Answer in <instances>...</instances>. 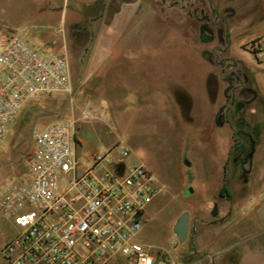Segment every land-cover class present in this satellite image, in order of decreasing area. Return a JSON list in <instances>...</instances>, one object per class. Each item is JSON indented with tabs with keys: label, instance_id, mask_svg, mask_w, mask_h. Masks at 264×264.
<instances>
[{
	"label": "rangeland",
	"instance_id": "374dc122",
	"mask_svg": "<svg viewBox=\"0 0 264 264\" xmlns=\"http://www.w3.org/2000/svg\"><path fill=\"white\" fill-rule=\"evenodd\" d=\"M0 30L64 51L71 69L69 90L29 100L0 141V193L25 179L33 131L74 119L78 154L123 141L124 162L144 164L161 187L137 241L171 254L190 246L173 235L174 216L227 207L223 186L241 201L234 228L264 238V0H0ZM16 231L0 211V264ZM239 239L202 242L219 256Z\"/></svg>",
	"mask_w": 264,
	"mask_h": 264
},
{
	"label": "built area",
	"instance_id": "2783aa9c",
	"mask_svg": "<svg viewBox=\"0 0 264 264\" xmlns=\"http://www.w3.org/2000/svg\"><path fill=\"white\" fill-rule=\"evenodd\" d=\"M70 80L64 51L0 33V141L29 100L67 91ZM84 107L86 115L89 101ZM78 145L74 119L33 131L25 179L0 193V211L17 228L2 249L10 264H106L118 256L127 264H184L135 239L162 189L144 164L124 162L130 147L116 141L104 153L80 155Z\"/></svg>",
	"mask_w": 264,
	"mask_h": 264
},
{
	"label": "crops",
	"instance_id": "0c3cea01",
	"mask_svg": "<svg viewBox=\"0 0 264 264\" xmlns=\"http://www.w3.org/2000/svg\"><path fill=\"white\" fill-rule=\"evenodd\" d=\"M257 4V1L255 3L253 2L252 6L254 7ZM0 33L9 32L0 30ZM227 192V198L226 196H220L218 193L221 199L229 201V203H226L227 207L218 208L222 213H218L219 210L217 209L205 218L195 213L191 216L189 212L188 237L182 244L190 241V246L182 248L175 254H171L168 250H164L170 257L182 261L184 264H264V238L249 239V237H245L246 232L244 233L243 228H241L242 226L239 225L234 228L233 225L236 223L234 212L241 205V201L239 199L233 200L231 192L228 189ZM217 202L218 204L221 203L220 200ZM184 210L186 209H180L179 212L177 211L174 220ZM245 212L246 210L243 209V215L238 216L239 219L243 218ZM205 235L210 237V244L231 241V239L238 237L241 239L227 246L226 255L215 256L213 253L219 250L212 251V249H215V245L212 244L211 247H207V245L202 242V237ZM127 263L125 258L118 256L110 259L106 264Z\"/></svg>",
	"mask_w": 264,
	"mask_h": 264
},
{
	"label": "water",
	"instance_id": "95a60500",
	"mask_svg": "<svg viewBox=\"0 0 264 264\" xmlns=\"http://www.w3.org/2000/svg\"><path fill=\"white\" fill-rule=\"evenodd\" d=\"M241 106L239 105L237 107V109H239ZM216 123L218 125L223 124V117L221 116V112L219 111L216 115ZM254 153V143L253 141H251V148L250 151L247 154V157H252ZM189 211L184 210L182 211L174 220L173 224H172V233L173 235L178 238L180 240V242H185L187 240L188 237V228H189Z\"/></svg>",
	"mask_w": 264,
	"mask_h": 264
},
{
	"label": "flooded vegetation",
	"instance_id": "af4514ba",
	"mask_svg": "<svg viewBox=\"0 0 264 264\" xmlns=\"http://www.w3.org/2000/svg\"><path fill=\"white\" fill-rule=\"evenodd\" d=\"M74 26H76V27H81V28H82V25H81V24H75ZM239 105L242 107V105H241L240 103H237V104L235 105V108L237 109V107H238ZM241 107H240V108H241ZM240 108H239V109H240ZM221 111H222V109L220 110V112H221ZM221 116H222V115H221ZM222 117H223V116H222ZM239 133H240V132H239ZM248 137H249V135H248ZM249 139H250V137H249ZM244 151H245V149L242 150V152H244ZM247 154H248V152L246 153V155H245V157H244V159H243V161H242V164H245L247 161H249V160L252 158V157H251V158L248 157V158L246 159ZM244 180L246 181L245 178H244Z\"/></svg>",
	"mask_w": 264,
	"mask_h": 264
},
{
	"label": "trees",
	"instance_id": "16d2710c",
	"mask_svg": "<svg viewBox=\"0 0 264 264\" xmlns=\"http://www.w3.org/2000/svg\"><path fill=\"white\" fill-rule=\"evenodd\" d=\"M203 40H208L207 38L209 37H204L202 36ZM219 195L220 196H228V192H227V188L225 186H223L220 190H219Z\"/></svg>",
	"mask_w": 264,
	"mask_h": 264
}]
</instances>
